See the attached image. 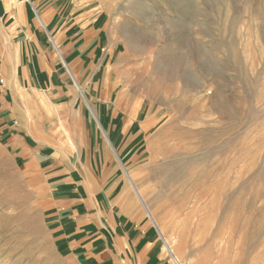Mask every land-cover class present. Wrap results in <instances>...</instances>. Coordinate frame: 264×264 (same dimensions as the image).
I'll return each instance as SVG.
<instances>
[{"label":"rangeland","instance_id":"374dc122","mask_svg":"<svg viewBox=\"0 0 264 264\" xmlns=\"http://www.w3.org/2000/svg\"><path fill=\"white\" fill-rule=\"evenodd\" d=\"M115 2L114 80L152 112L131 173L144 202L130 190L165 264H264V0ZM41 197L0 143V264H76Z\"/></svg>","mask_w":264,"mask_h":264},{"label":"crops","instance_id":"0c3cea01","mask_svg":"<svg viewBox=\"0 0 264 264\" xmlns=\"http://www.w3.org/2000/svg\"><path fill=\"white\" fill-rule=\"evenodd\" d=\"M117 5L0 0V143L42 192L61 254L76 264H165L130 190L152 112L114 80Z\"/></svg>","mask_w":264,"mask_h":264},{"label":"bare ground","instance_id":"6f19581e","mask_svg":"<svg viewBox=\"0 0 264 264\" xmlns=\"http://www.w3.org/2000/svg\"><path fill=\"white\" fill-rule=\"evenodd\" d=\"M131 115V114H130ZM128 174V173H127ZM130 174V173H129ZM131 178V185L136 189V192L138 194V196L141 198V200H143L144 202V197L141 193V191L139 190L137 184L135 183V180L130 176ZM130 182V181H129ZM144 194V193H143ZM148 210V213L149 215L151 216V218H153V214L151 212V210ZM153 221L156 223L155 219L153 218ZM161 224V223H160ZM159 228V227H158ZM159 234H160V237L162 238L163 242H164V245H165V248L170 252V254L172 255V259L175 263H178L179 260H178V257H177V253L175 252L176 250H174V247H173V244H171V241H169V239H167L164 235H163V232L162 230L159 228Z\"/></svg>","mask_w":264,"mask_h":264}]
</instances>
